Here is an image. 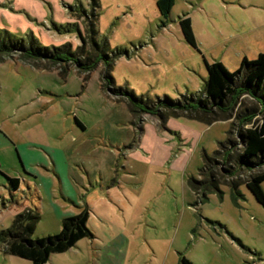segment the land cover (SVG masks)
<instances>
[{
	"label": "rangeland",
	"instance_id": "obj_1",
	"mask_svg": "<svg viewBox=\"0 0 264 264\" xmlns=\"http://www.w3.org/2000/svg\"><path fill=\"white\" fill-rule=\"evenodd\" d=\"M97 3L94 8L93 0H0V29L25 46L34 37L50 51L58 48L82 63L94 61L83 70L72 60L36 62L17 49L0 56V140L14 145L0 149V230L10 226L18 211L36 206L27 182L33 176L46 183L57 175L68 188L72 173L67 165L79 173L80 151L84 167L92 168L97 180L98 173L109 177V152L119 147L128 151L127 158L117 155L113 165L123 162L129 171L125 183L139 186L140 201L127 211L125 233L115 239L118 263L182 264L184 256L194 264H264V181L260 197L243 182L245 199L239 206L228 186L231 179L244 181L264 171V165L239 169L235 157L240 145L229 158L224 156L227 140L238 141L237 130L250 126L237 115L255 106V99L242 94L232 109L210 115L209 122L171 110L162 122L158 114L131 111L125 96L106 90L130 87L148 105L164 97L180 102L190 95L204 98V60L235 70L243 56L250 59L264 49V35H243L241 15L227 11L220 0H175L166 18L156 0ZM184 15L190 17L195 47L179 27ZM116 49L123 53L114 58L109 73L103 55L110 59ZM106 73L113 83H105ZM134 143L138 146L129 148ZM228 169H234L231 176L224 173ZM211 172L220 175L222 198L209 191L201 203L202 191L194 192L188 179L204 180ZM7 177L19 179L17 190L9 188ZM100 248L105 253L107 247ZM15 260L0 242V264H17Z\"/></svg>",
	"mask_w": 264,
	"mask_h": 264
},
{
	"label": "trees",
	"instance_id": "obj_2",
	"mask_svg": "<svg viewBox=\"0 0 264 264\" xmlns=\"http://www.w3.org/2000/svg\"><path fill=\"white\" fill-rule=\"evenodd\" d=\"M174 2L175 0H156L157 9L164 18L170 13ZM97 5V0H93L94 8ZM178 24L184 39L195 47L196 41L190 17L186 15L180 17ZM161 25L165 26V21H162ZM90 31L96 33L93 26L90 28ZM106 45L107 40L103 38L102 48L105 49L104 46L106 47ZM14 50L19 51L24 58L32 59L36 62L45 60L48 63H56L57 61L66 59L72 60L77 68L83 70H89L94 66V61L82 63L77 58H73L74 56L66 50L62 51L54 48L50 51L46 46L37 45L34 37H31L28 45L25 46L23 41L18 39V37H15L6 29H0V56L10 54ZM121 53L123 51L116 49V52L113 53L110 59L103 55L104 64H106L109 73L114 58ZM204 63L207 72V78L203 86L204 98H200L198 95H190L189 97H184V101L180 102L179 100L164 97L163 101H159L157 98L156 104L148 105L142 95L135 94L130 87L117 86L116 88H111L106 86V90L113 95L125 96L131 111L135 112L138 109L141 112L158 114L162 122L165 121V117L169 115L170 110L171 112L184 111L187 114L191 112L190 117L209 122L211 120L209 117L215 115L216 112H224L229 108L232 109V104L235 103L240 95L248 94L255 99L256 104L253 107H246L237 116L242 123L250 121V126L239 128L237 130L238 141L227 140L229 147L223 153L226 158H229L230 156L228 155L231 154L233 149L240 145L242 150L235 157L239 169L252 170L256 166L264 165V53H259L253 59L242 57L239 66L233 71L227 69L218 60L211 62L204 60ZM42 68L51 69V67L47 66ZM64 71L66 69L60 70V72ZM109 73L103 76L106 84L113 83V79ZM158 106H164L166 110L164 112L159 111ZM206 115L208 116L205 117ZM212 117L214 118V116ZM254 117L257 119L252 122L251 120ZM76 122L78 121L76 120ZM215 154L219 155V152L216 151ZM213 160V158L206 157V161L208 162H214ZM233 170L228 169L224 173L231 176L234 173ZM219 177L220 175H214L212 172L204 180H198L193 176L189 177L188 182L194 192L202 191V196L199 197L201 203L207 200L209 191L217 192L219 198H222V191L218 187L220 183ZM7 180L11 190L19 188L20 181L18 178L7 177ZM263 181L264 171L250 174L244 181L238 179L229 180L228 186L230 187V197L233 204L239 206V201L245 199L244 194L240 191V185L243 182L248 183V189L260 197L262 195L260 185ZM40 217L41 214L36 206H28L26 209L18 212L13 218L11 225L0 230V242L3 252L28 259L32 264H46L50 254L64 252L82 238L92 239L94 237L92 230L87 225L89 217L87 205L82 206L76 214L64 216L59 232L33 237L36 223ZM180 260L182 264H194L184 256H180Z\"/></svg>",
	"mask_w": 264,
	"mask_h": 264
},
{
	"label": "crops",
	"instance_id": "obj_3",
	"mask_svg": "<svg viewBox=\"0 0 264 264\" xmlns=\"http://www.w3.org/2000/svg\"><path fill=\"white\" fill-rule=\"evenodd\" d=\"M220 2L227 11L241 15L243 35L248 33H254L257 36L264 35V0H220ZM261 52L264 53V49L258 51L257 55ZM79 123L81 122L79 121ZM81 125L83 124L81 123ZM7 146H14L10 139H5L2 142L0 140V149ZM133 146L137 147L138 144L134 143L129 148ZM111 150L109 157L111 158L112 167L107 169L109 177H104L102 173H98L100 179L97 180L95 171L92 168L84 167L82 152L79 151V173L75 172V166L67 165V171L69 170L72 173L71 176L69 175V179L66 180L68 188L65 187L63 181L57 175L54 180L48 178L46 183L35 181L34 176V180L27 181L33 186L38 200L36 207L41 214L35 226L34 234H36V237L59 232L64 216L78 213L84 205H87L89 209L87 225L92 230L94 237L92 239L82 238L68 250L50 254L46 264H121L118 263L114 255L116 247L120 248L115 243V239L125 233L130 216L127 211L132 209L133 204L140 201L136 190L139 186L135 184L133 186H136V188H132L130 184L125 183L124 178L129 174V171L123 165V162L120 163V168V164L113 165L117 155L122 154V160H126L125 155L128 151H121L119 147ZM52 164L53 167H56L53 161ZM57 186L59 193L57 192ZM67 190H71V193H68ZM46 206L50 208L49 212L46 211ZM100 244L107 247L105 253L101 251ZM5 254H8L14 260L13 257H16L17 264H32L28 259L11 253ZM19 259H22V262Z\"/></svg>",
	"mask_w": 264,
	"mask_h": 264
}]
</instances>
